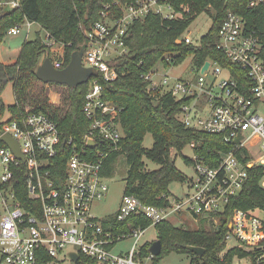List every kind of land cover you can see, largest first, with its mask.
<instances>
[{"label":"built area","instance_id":"1","mask_svg":"<svg viewBox=\"0 0 264 264\" xmlns=\"http://www.w3.org/2000/svg\"><path fill=\"white\" fill-rule=\"evenodd\" d=\"M244 1L249 9L264 8V0ZM101 2L99 20L87 27L81 24L86 37L82 63L93 68L94 74H101L105 81L118 77L113 61L129 53L126 37L133 22L153 14L177 20L191 11L189 4L171 0ZM20 6L21 0H0V10ZM207 8V12L215 10L212 5ZM33 24L29 20L18 23L8 34H18L24 26L30 32ZM187 30L177 41L199 46L203 36L194 40L190 30L186 34ZM45 42L49 50L60 44L49 33ZM216 46L231 64L241 68L243 75L214 58L197 67L196 80L162 74L157 68L144 75L148 89L160 96L170 94L176 101L191 98L182 104L179 114L187 127L223 134L234 144L216 166L195 155L191 190L182 197L167 196V205L146 204L134 195L124 194L113 214H95L94 204L105 199L110 191L112 176L105 172L106 160L120 148L124 137L118 118L120 107L104 97V85L98 77L91 76L87 82L84 113L89 126L82 144L72 138L63 139L58 124L43 112L27 109L23 120L2 121L0 264H44L64 251L68 256L75 251L97 264H157L156 256L145 250L148 241L140 243L150 226L179 216L197 222L212 217L218 222L215 213L225 212L231 198L243 191L249 169L264 168V58L261 37L243 15L232 9L225 13ZM64 60L65 46L61 44L52 61L56 68H63ZM207 62L209 67L202 72ZM201 96L209 105L202 110L197 106ZM5 134L19 143L23 158L2 140ZM190 145L195 147V143ZM62 155L67 157L63 171L57 161ZM261 185L264 188V174ZM261 239L264 208L236 209L228 222L227 248H249ZM129 241L133 242L131 247L116 251L119 244ZM231 241L237 244L228 247ZM239 259L264 264V251Z\"/></svg>","mask_w":264,"mask_h":264},{"label":"trees","instance_id":"2","mask_svg":"<svg viewBox=\"0 0 264 264\" xmlns=\"http://www.w3.org/2000/svg\"><path fill=\"white\" fill-rule=\"evenodd\" d=\"M171 1L189 4L191 11L177 20L163 19L154 14L144 20H136L131 24L126 37L129 53L113 61L118 77L113 81H105L101 74L93 75V78L98 77L104 85V97L120 107L118 118L124 130L120 148L112 151L106 160L105 172L108 176H113L119 158L125 157L129 170L124 194L134 195L151 205H167L166 197L172 194L170 185L176 181H187L185 174L177 167L174 156L181 154L188 144L195 143V155L210 166L218 165L223 153L230 151L234 144L227 141L223 134L187 127L179 119V114L182 104L189 102L191 98L176 101L170 94L160 96L159 92L148 89L144 75L158 63L166 67L178 66L189 56H192L195 67L200 68L207 59L214 58L223 66L243 75L239 71L241 68L231 64L216 46L220 25L229 9L243 15L249 27L261 37L264 58V8L249 9L244 0ZM210 5L215 9L212 14L213 24L203 35L201 44L196 46L178 42L177 39L185 33L197 15L206 11ZM101 8V0H21V6L14 10H0V46L11 27L29 20L39 24L55 41L64 44V68L70 63L72 53L86 43L81 24L87 27L99 20ZM47 50L49 48L39 30L34 39L24 42L15 63L7 64L0 60V95L10 82H13L14 88L15 103L8 107L11 114L9 120H23L27 116L26 105L29 104L31 111L43 112L58 124L63 139L72 138L76 143L82 144L89 126L84 113L88 83L76 88L51 83L67 88L68 93L61 106L50 104L47 96L30 98L37 85L45 84L37 78L36 70ZM5 107L2 102L0 133L3 125L1 116ZM148 133L154 137L152 148L143 145ZM144 157L160 164V167L146 169ZM66 159L64 155L58 157L61 171ZM185 161L193 164V159L188 157H185ZM263 174L262 166L249 169L243 191L231 198L225 212L215 213L218 216L217 223L212 217H207L201 218L195 227H189L188 224L180 223L177 217H171L157 224L158 239L162 242V251L158 256L177 251L191 254L195 264H233L235 256L244 258L248 254L262 253L264 239L250 244L249 248L226 249L225 235L228 222L236 209L264 208V188L261 185ZM144 224L149 225V221L144 220ZM151 245L148 243L145 246L146 252H150ZM188 246L202 247L205 249L204 254L200 256L189 250ZM50 260L52 258L48 261ZM78 262L97 264L94 259L83 255Z\"/></svg>","mask_w":264,"mask_h":264},{"label":"rangeland","instance_id":"3","mask_svg":"<svg viewBox=\"0 0 264 264\" xmlns=\"http://www.w3.org/2000/svg\"><path fill=\"white\" fill-rule=\"evenodd\" d=\"M212 12H201L197 15L196 19L192 22L190 27L188 28L186 34L191 31V36L194 40L200 39L203 35H205L213 24ZM40 30L41 37L45 40L47 38V31L37 23H34L30 32H28L27 26L22 28V31L18 34H8L4 41L0 46V60L3 63L11 64L17 61L18 55L23 47V44L26 40L34 39L36 37V31ZM61 44L55 45L54 49L47 50L41 57L40 64L46 57V54H51L50 58H55V52L59 50V46ZM61 50V48H60ZM49 51V52H48ZM39 64V65H40ZM160 73L167 74L169 76L180 77L184 80H196L198 77V69L194 66L192 61V56H189L184 62L179 64L178 66H170L166 67L160 63L156 65V67ZM160 77V76H158ZM67 88L65 86H57L55 84H39L30 95V98L33 97H48V102L53 106H61L63 104V100L67 95ZM5 103L6 107L2 113L1 121H6L10 118V110L9 106L15 103V95L13 82H10L3 93L0 95V114H1V104ZM197 106L200 110L204 107H208V103H206L204 96L197 101ZM27 109L31 108V105H26ZM154 144V137L151 133H148L145 136L143 141V145L146 148H152ZM195 156L194 150L190 144H188L182 151L181 154H175V160L177 167L185 174L187 177V181L180 182L176 181L170 185V190L174 197H182L190 189V183L192 179L195 177V168L192 163H188L185 161V157L193 159ZM144 161L146 163V169L153 170L158 169L160 164L153 162L147 157H144ZM129 165L125 157H120L116 166L115 174L110 177L109 185L110 191L107 197L101 201H97L94 204V211L100 217H105L107 215L113 214L120 206L124 192L126 187V179L128 175ZM178 220H182L189 227H195L198 222L189 218L188 216H179ZM159 237V230L156 226H150L142 237L140 243L148 241L149 244H152ZM132 241L123 242L116 247V251L120 249H126L132 246ZM237 243L235 241H231L228 244V247L234 246ZM73 249L77 250L76 247ZM226 249H228L226 247ZM225 252V251H224ZM157 264H195L192 262V255L187 253H179L177 251L166 252L161 256H158L157 259L154 260ZM241 261L242 264H249V261L240 260L237 256L234 257L233 262ZM44 264H83L81 262H76L67 255L66 251L62 252L56 258L44 263Z\"/></svg>","mask_w":264,"mask_h":264},{"label":"water","instance_id":"4","mask_svg":"<svg viewBox=\"0 0 264 264\" xmlns=\"http://www.w3.org/2000/svg\"><path fill=\"white\" fill-rule=\"evenodd\" d=\"M85 47L86 45L84 44L74 51L71 55L70 63L64 68H56L52 59L47 56L36 70L37 78L45 84L58 83L66 85L70 88H76L81 84L87 83L89 78L93 76L94 69L86 67L82 63ZM208 67L209 62L204 65L202 72H204ZM2 140L12 147L19 157L23 158V155L20 152V145L14 138H12L9 134H5L3 135ZM188 249L200 256H202L205 251L204 248L199 246H188ZM150 251L154 256L160 255L162 251V242L160 239H157L152 243ZM69 256L76 262L80 259L79 253L75 251H71Z\"/></svg>","mask_w":264,"mask_h":264}]
</instances>
